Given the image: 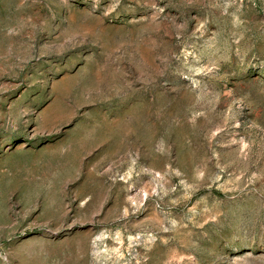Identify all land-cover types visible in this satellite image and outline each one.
I'll return each instance as SVG.
<instances>
[{
  "label": "rangeland",
  "instance_id": "1",
  "mask_svg": "<svg viewBox=\"0 0 264 264\" xmlns=\"http://www.w3.org/2000/svg\"><path fill=\"white\" fill-rule=\"evenodd\" d=\"M0 264H264V0H0Z\"/></svg>",
  "mask_w": 264,
  "mask_h": 264
}]
</instances>
